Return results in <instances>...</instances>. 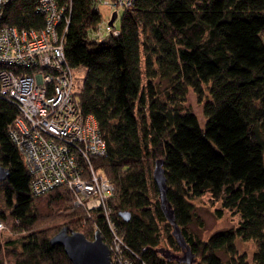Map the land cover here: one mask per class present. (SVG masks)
Returning <instances> with one entry per match:
<instances>
[{"label":"trees","instance_id":"16d2710c","mask_svg":"<svg viewBox=\"0 0 264 264\" xmlns=\"http://www.w3.org/2000/svg\"><path fill=\"white\" fill-rule=\"evenodd\" d=\"M35 5L11 0L2 22L38 31L44 17ZM100 6L71 0L58 32L67 66L85 69L73 94L77 109L93 118L105 146L104 156L76 160L85 177L93 170L112 184L107 205L126 254L136 264H185L152 177L160 160L166 201L193 264H264V0H133L111 9L106 23ZM119 10V27L109 26ZM99 24L117 34L102 30L98 38ZM190 89L202 104L203 127L185 107ZM17 117L15 106L0 99V165L8 171L0 221L22 235L0 237V264H72L50 239L66 226L88 240L98 231L107 242V219L101 210L74 207L65 186L31 193L8 132ZM205 197L219 204L218 217L226 211L238 222L202 241L190 225L203 228L193 202ZM163 239L168 247L160 246ZM238 240L255 245L250 262L238 253Z\"/></svg>","mask_w":264,"mask_h":264},{"label":"built area","instance_id":"2783aa9c","mask_svg":"<svg viewBox=\"0 0 264 264\" xmlns=\"http://www.w3.org/2000/svg\"><path fill=\"white\" fill-rule=\"evenodd\" d=\"M10 1L0 0V99L12 103L18 113L8 132L29 173L30 191L38 196L65 186L74 195V207L88 213L101 210L111 233L104 242L110 264H136L126 254L110 218L107 202L114 194L112 184L93 170L85 177L76 160L78 154L104 156L105 146L93 118L84 117L77 109L72 69L63 55V34L58 28L65 12L70 11L71 0H35L36 13L44 17L38 31H19L2 22ZM132 1L97 0L110 9L130 6ZM102 30L117 34L99 24L98 38ZM6 230L0 221V234Z\"/></svg>","mask_w":264,"mask_h":264},{"label":"water","instance_id":"95a60500","mask_svg":"<svg viewBox=\"0 0 264 264\" xmlns=\"http://www.w3.org/2000/svg\"><path fill=\"white\" fill-rule=\"evenodd\" d=\"M115 19L116 12H113L108 25L112 26ZM7 176L8 171L0 165V183L5 181ZM152 177L159 192L160 206L163 209L167 220L172 225L173 235L183 251L180 261L185 264H193V256L190 253L189 247L183 240L180 230L174 223L173 213L166 201L165 177L160 160H157L154 164ZM119 216L124 220L129 219V214L127 212H121L119 213ZM50 244L60 245L72 264H110L108 246L103 242L98 231H94L93 239L88 240L82 233L69 230L66 226H63L50 239Z\"/></svg>","mask_w":264,"mask_h":264},{"label":"rangeland","instance_id":"374dc122","mask_svg":"<svg viewBox=\"0 0 264 264\" xmlns=\"http://www.w3.org/2000/svg\"><path fill=\"white\" fill-rule=\"evenodd\" d=\"M99 12L102 15V20L106 22V20L110 17L112 10L108 8L107 6H100ZM120 15H121V11L119 10L118 17L113 23V26L115 28L119 27ZM143 69H144V64L142 63V70ZM72 74L74 78V88L75 90H78L82 86L84 75H85V69L83 67L72 69ZM162 86H165V84L162 83ZM185 107L187 108V110H189L190 112L194 113L197 116L200 125H202L203 127L205 118L202 114V104L198 103L196 95L191 89L188 91L186 95ZM193 204L195 207L196 215L202 220L203 228L199 230L195 224H192L190 225V230L200 240L206 241L209 238V236L213 234L214 232L234 228L237 226L238 218L233 216L229 212L224 211L223 215L221 217H218L215 213V210L219 208V204L211 205L207 197L195 200ZM79 208H82V207H79ZM6 228L7 230L0 235L2 242L19 239L22 236V235H13L9 227H6ZM71 228L75 230L77 229L76 227H71ZM160 246L168 247V245L165 244L164 239L161 241ZM236 248L240 255L245 254L247 257V260L249 262L251 261L252 254L255 251V245L252 242H242L238 240L236 242ZM176 254L180 256L182 255L181 252H177ZM221 257L223 261H226V258L224 256H221Z\"/></svg>","mask_w":264,"mask_h":264},{"label":"clouds","instance_id":"9594fccd","mask_svg":"<svg viewBox=\"0 0 264 264\" xmlns=\"http://www.w3.org/2000/svg\"><path fill=\"white\" fill-rule=\"evenodd\" d=\"M104 242V241H103Z\"/></svg>","mask_w":264,"mask_h":264}]
</instances>
